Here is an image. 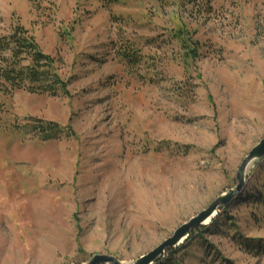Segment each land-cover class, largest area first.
Listing matches in <instances>:
<instances>
[{
    "label": "rangeland",
    "instance_id": "rangeland-1",
    "mask_svg": "<svg viewBox=\"0 0 264 264\" xmlns=\"http://www.w3.org/2000/svg\"><path fill=\"white\" fill-rule=\"evenodd\" d=\"M16 32L49 60L0 50V264H134L264 138V0H0ZM203 223L152 264H264V156Z\"/></svg>",
    "mask_w": 264,
    "mask_h": 264
},
{
    "label": "water",
    "instance_id": "water-1",
    "mask_svg": "<svg viewBox=\"0 0 264 264\" xmlns=\"http://www.w3.org/2000/svg\"><path fill=\"white\" fill-rule=\"evenodd\" d=\"M264 156V138L260 140V142L254 146L248 155L242 161L239 170L237 172V185L224 192L220 195L214 202H212L205 210L201 211L195 217L191 218V220L187 223H184L180 226L173 236L165 240L161 243L158 247L151 250L150 252L142 255L134 264H152L160 260L166 251L167 248L173 247L178 245L182 242L187 236L190 235L191 230L199 225L202 224L206 219H208L213 214L217 213L218 208L224 204H228L240 191L243 189L245 183V174L246 169L251 161L254 159H258ZM124 264L118 258L114 256L104 255V254H97L93 256V258L85 263V264Z\"/></svg>",
    "mask_w": 264,
    "mask_h": 264
},
{
    "label": "trees",
    "instance_id": "trees-1",
    "mask_svg": "<svg viewBox=\"0 0 264 264\" xmlns=\"http://www.w3.org/2000/svg\"><path fill=\"white\" fill-rule=\"evenodd\" d=\"M105 1V0H104ZM106 1H117V0H106ZM19 33V30H18ZM18 33H14L12 36L9 37V40L5 41V38H0V50L2 49H10L13 56L19 57L24 51H31L32 57V63L28 65L26 68H21V69H15L13 66L10 69H5L2 72L3 78L5 80H8L12 82L13 84L15 83L14 79L15 77H18V82L21 83L22 79L24 78H29L31 81H40L42 73L38 68L37 65L40 64L43 60H49V57L45 54H43L40 50L38 45L33 42L31 38H25L20 34V36H17ZM14 44V46H10L11 44ZM20 79V81H19ZM17 84V82H16ZM16 84H14L16 86ZM20 85V84H19ZM18 85V86H19ZM57 127L58 124L55 122H46L42 124V126H39L40 131L43 133V137L45 139H51L56 137L57 133Z\"/></svg>",
    "mask_w": 264,
    "mask_h": 264
},
{
    "label": "bare ground",
    "instance_id": "bare-ground-1",
    "mask_svg": "<svg viewBox=\"0 0 264 264\" xmlns=\"http://www.w3.org/2000/svg\"><path fill=\"white\" fill-rule=\"evenodd\" d=\"M216 216V213L215 214H213L212 216H210L208 219H206L205 221H204V223L203 224H208V223H210L212 220H213V218ZM181 243V242H180ZM179 243V244H180Z\"/></svg>",
    "mask_w": 264,
    "mask_h": 264
}]
</instances>
